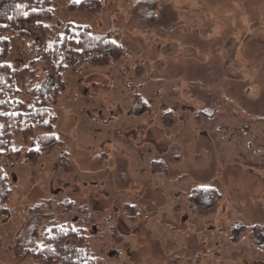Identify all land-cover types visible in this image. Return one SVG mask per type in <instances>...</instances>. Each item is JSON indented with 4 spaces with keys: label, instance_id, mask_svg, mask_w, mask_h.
Listing matches in <instances>:
<instances>
[{
    "label": "rangeland",
    "instance_id": "rangeland-1",
    "mask_svg": "<svg viewBox=\"0 0 264 264\" xmlns=\"http://www.w3.org/2000/svg\"><path fill=\"white\" fill-rule=\"evenodd\" d=\"M53 1L59 24L110 34L124 53L105 68L85 62L74 70L70 60L58 69L64 89L48 102L55 130L14 138L21 158L4 168L12 192L0 217V264H36L25 253L42 226L78 224L83 206L99 219L90 229L97 264H264V96H241L242 85L250 99L258 91L250 84L264 85V0H101L93 12ZM30 30L10 36L7 58L24 109L40 100L34 88L54 84L48 46ZM244 56L246 71L238 67ZM139 95L151 118L135 112ZM168 114L176 122L164 137L157 119ZM52 137L50 153L31 154ZM145 138L155 147L145 148ZM63 153L72 174L59 167ZM154 154L164 156L165 171H147ZM196 184L222 193L215 213L191 209Z\"/></svg>",
    "mask_w": 264,
    "mask_h": 264
},
{
    "label": "trees",
    "instance_id": "trees-1",
    "mask_svg": "<svg viewBox=\"0 0 264 264\" xmlns=\"http://www.w3.org/2000/svg\"><path fill=\"white\" fill-rule=\"evenodd\" d=\"M4 1L5 10L0 11V160L3 158L5 165L0 168V217L7 210L12 192L10 178L4 168L21 158V150L13 147L14 138L20 136L26 143L35 130L51 134L56 128L58 117L50 110L48 102L49 99H56L64 89L58 69H69L70 60L75 62L72 67L74 70L85 62L104 67L119 61L124 53L123 47L110 34L95 35L87 25L59 24L53 0ZM17 4L27 7L20 9L16 7ZM101 5V0H74L68 4L67 10L93 12L100 9ZM30 29L35 30V34L41 36L48 46L44 53L48 54V67L55 74L51 88L33 89L37 92L36 100H40H33L24 109L26 97H19L15 71L7 58L12 43L10 36L31 35ZM170 115L173 114L163 115L165 126L176 122ZM55 144L52 137L48 145L38 150L32 149L31 154L50 153ZM59 165L65 174L74 172L67 153L60 156ZM221 198L222 194L215 188L198 186L192 190L189 203L195 214L207 215L217 210ZM77 210L78 224L76 221L59 223L56 219L50 220L49 225H43L40 229L39 237L30 241L32 247L25 254L36 264H97L99 256L91 249L90 229L99 219L87 206L78 207ZM110 228L116 239H122L116 225H110ZM255 229L258 230V226ZM260 238L262 240V235Z\"/></svg>",
    "mask_w": 264,
    "mask_h": 264
},
{
    "label": "crops",
    "instance_id": "crops-1",
    "mask_svg": "<svg viewBox=\"0 0 264 264\" xmlns=\"http://www.w3.org/2000/svg\"><path fill=\"white\" fill-rule=\"evenodd\" d=\"M232 56H233V53L231 54ZM228 56V55H227ZM226 56V57H227ZM230 57H227V59H225L224 60V62H222V64H224V65H230V62H231V59H229ZM244 60H242V62L241 63H239V65H238V67L239 68H242V69H244V71H246V70H248V69H250L248 66V64H249V62H246L247 60V57L246 56H244ZM249 60H251L250 58H249ZM118 62V61H117ZM109 66V65H108ZM105 67H107V66H104V68ZM209 68H211V66L209 67ZM233 70H236V69H233ZM222 74H225L224 72H222L221 71V75ZM242 86H244L242 89H241V96L244 98V99H249V100H254V102H257V100H259L260 102H262V97L264 96V85H262V86H260V87H258V86H256V85H253L254 87H251V84H250V89L252 90V92L255 90V88L258 90V91H256L257 93L255 94V95H252L251 94V92L248 94V95H250L251 97H252V99H250V98H245L244 96H247V93H246V88H245V85H242ZM259 90H262V94L263 95H261L259 98L257 97L258 96V94H259ZM246 94V95H245ZM222 98H224L223 97V95H222V93H219L218 94V97H217V101H215L214 102V104H216L218 101H220V99H222ZM257 98V99H256ZM135 101H136V105H134V106H137L136 107V109H135V112H137V113H139V112H147V114H141V116H146V117H149V118H151L152 116H151V114L149 113L150 112V110H149V108H148V106H149V102L147 101V100H145L142 96H137L136 97V99H135ZM138 105H141V106H143V107H145V110H143V109H141ZM218 108H215L214 110H212V112H213V116H215L217 113H218ZM148 114H150V115H148ZM199 115H201V116H203L204 117V119H206L207 118V120H209L211 117H212V115H208L207 117H206V115L205 114H203V111H201L200 113H198ZM118 115V114H117ZM116 115V117H118ZM198 115V116H199ZM158 128L159 129H156V130H158L157 132V134H160V135H162V136H164L165 137V132H166V130L168 129L165 125H164V120H163V116L162 115H160V116H158ZM155 121H156V118H155ZM220 132H223V131H220ZM145 137H147V135H145ZM147 139L149 140L150 138H145V142H147L148 143V141H147ZM152 141H149V143L145 146V148L147 147V149H149V148H152V147H155L154 146V144H152L151 143ZM142 148V147H141ZM148 153V155H150L151 156V152H147ZM174 155V154H173ZM153 156V159H151V161H149V165H148V168H146L147 169V171L149 170V169H155L156 170V173L158 172V171H165L162 167H163V160H162V158L164 157L163 155H158V154H154V155H152ZM150 157L148 156V157H146V159H149ZM155 159V160H154ZM198 186H201L200 184H196V186L195 187H198ZM203 187H206V186H203ZM216 189V188H215ZM217 190V189H216ZM218 191V190H217ZM220 192V191H219ZM222 194V193H221ZM221 201H222V199H221ZM217 210H215L214 212H211V213H215ZM210 213H208L207 215H209ZM256 227V226H255ZM257 231V230H256Z\"/></svg>",
    "mask_w": 264,
    "mask_h": 264
},
{
    "label": "snow or ice",
    "instance_id": "snow-or-ice-1",
    "mask_svg": "<svg viewBox=\"0 0 264 264\" xmlns=\"http://www.w3.org/2000/svg\"><path fill=\"white\" fill-rule=\"evenodd\" d=\"M16 7L22 9V8L27 7V5L17 4ZM24 14L26 15V13Z\"/></svg>",
    "mask_w": 264,
    "mask_h": 264
}]
</instances>
